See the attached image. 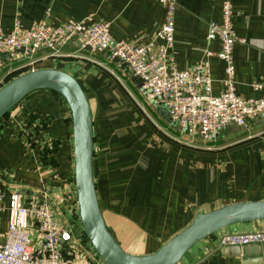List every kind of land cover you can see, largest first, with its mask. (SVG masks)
<instances>
[{
  "label": "crops",
  "instance_id": "crops-1",
  "mask_svg": "<svg viewBox=\"0 0 264 264\" xmlns=\"http://www.w3.org/2000/svg\"><path fill=\"white\" fill-rule=\"evenodd\" d=\"M222 1L176 0L168 52L174 69L183 71L205 59L204 52L209 51L213 96L224 89V64L216 57L218 41H206V31L209 23L220 22ZM227 1L233 32L244 40L232 47L234 91L244 99L264 97V0ZM163 19L164 10L156 0H0L2 35L11 31L14 21L25 31L37 24L84 20L88 25L107 23L113 41L155 46L154 35ZM58 52L59 58L45 50L32 55L33 69L66 72L85 94L92 121L96 198L106 229L124 252L151 254L198 213L264 200L263 114L244 126H227L204 142L176 131L154 110L155 121L120 106L126 104L125 89L109 70L126 72L109 62L106 53L77 47ZM21 66L0 70V84L24 73ZM254 83L260 88L253 89ZM69 119L62 99L41 90L24 97L0 121V242L6 233L9 193H37L44 195L58 225L71 232L72 264H101L80 231ZM255 231H264V220L224 228L193 245L178 264H243L247 258L229 252L233 247L220 246L218 237ZM256 257L262 260L255 264H264V253L249 258Z\"/></svg>",
  "mask_w": 264,
  "mask_h": 264
},
{
  "label": "built area",
  "instance_id": "built-area-1",
  "mask_svg": "<svg viewBox=\"0 0 264 264\" xmlns=\"http://www.w3.org/2000/svg\"><path fill=\"white\" fill-rule=\"evenodd\" d=\"M156 1L164 10V19L154 35L158 41L155 46L113 41L104 22L37 24L20 31L14 21L9 33H0V70L11 71L20 64L23 69L33 70L35 62L30 57L38 51H49L50 57L59 58L58 51L68 47L67 42L77 41L80 49L88 47L91 52L106 53L109 62L116 59V65L138 86L143 100L152 109L159 106L166 110L180 133L198 136L207 142L227 126L241 127L248 119L264 114V97L244 99L233 88L232 47L244 40L233 32L229 1L221 3L220 22L209 23L206 31V41H218L216 57L224 64V89L216 96L210 94L209 51L204 52L205 59L189 70L177 71L172 66L168 52L173 42L176 0ZM252 87L257 90L260 84L254 83ZM2 198L0 191V202ZM6 212L0 264H72L71 232L54 220L44 195L13 190L7 198ZM218 244L238 248L264 245V231L223 233L218 237Z\"/></svg>",
  "mask_w": 264,
  "mask_h": 264
},
{
  "label": "water",
  "instance_id": "water-1",
  "mask_svg": "<svg viewBox=\"0 0 264 264\" xmlns=\"http://www.w3.org/2000/svg\"><path fill=\"white\" fill-rule=\"evenodd\" d=\"M66 46L80 48L77 41L67 42ZM83 49L90 51L88 47ZM113 62L116 63L117 60L113 59ZM136 87L138 89V86ZM41 90L59 95L68 109L78 221L84 237L101 264H178L193 245L207 236L233 225L264 220V200L231 203L196 214L187 226L151 254H127L106 229L98 206L92 175L91 113L85 94L77 81L66 72L56 69H33L24 72L0 87V118L28 94ZM153 110L167 125H175L170 121L169 113L162 107L157 106ZM229 252L237 253L236 255L241 253L246 257L243 264H255L260 263L262 259L249 257L264 253V246H247L242 250L233 247Z\"/></svg>",
  "mask_w": 264,
  "mask_h": 264
},
{
  "label": "rangeland",
  "instance_id": "rangeland-1",
  "mask_svg": "<svg viewBox=\"0 0 264 264\" xmlns=\"http://www.w3.org/2000/svg\"><path fill=\"white\" fill-rule=\"evenodd\" d=\"M64 62L60 61V64H62ZM109 74L115 78L116 82L119 83V85L125 89L124 91V99L126 100V104H120V106H124L126 108H130L133 111H136L137 113H142L143 116L147 115L149 116L152 120L155 121L154 118V113H153V109L150 106V104H147L143 98L142 95H140L139 92L136 91V89L134 88V86L131 84V86L129 85V80L126 76V74H122L120 71L119 72H114L112 70H109ZM121 89V88H120ZM127 97V98H126ZM145 118V117H144ZM158 127L162 128L160 125H157ZM179 129H177L176 131H178Z\"/></svg>",
  "mask_w": 264,
  "mask_h": 264
},
{
  "label": "trees",
  "instance_id": "trees-1",
  "mask_svg": "<svg viewBox=\"0 0 264 264\" xmlns=\"http://www.w3.org/2000/svg\"><path fill=\"white\" fill-rule=\"evenodd\" d=\"M27 71V69H25V70H23L22 72H26ZM18 74V73H17ZM17 74H13V76L12 77H14L15 75H17ZM7 77H10V75H8ZM12 77L11 78H8L7 80H3V82L0 84V87L3 85V84H5L6 82H8L9 80H11L12 79ZM133 81V80H132ZM134 82V81H133ZM44 91H46V90H44ZM49 92H51V93H53L54 95H56V96H58L60 99H61V97L59 96V95H57L56 93H54V92H52V91H49ZM63 101V100H62ZM63 103H64V101H63ZM65 104V103H64ZM7 114V113H6ZM5 114V115H6ZM5 115L3 116V117H1L0 118V121L5 117ZM68 126H69V130H70V134H71V122H70V119H69V124H68ZM79 226V225H78ZM80 231H82V230H80ZM81 235H82V237H83V239L88 243V241L86 240V238L84 237V235H83V233L81 232ZM89 244V243H88ZM94 252V251H93ZM96 255V254H95Z\"/></svg>",
  "mask_w": 264,
  "mask_h": 264
}]
</instances>
